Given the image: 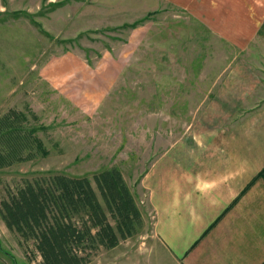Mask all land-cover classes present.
Segmentation results:
<instances>
[{
	"label": "rangeland",
	"instance_id": "1",
	"mask_svg": "<svg viewBox=\"0 0 264 264\" xmlns=\"http://www.w3.org/2000/svg\"><path fill=\"white\" fill-rule=\"evenodd\" d=\"M155 11L134 30L110 29ZM208 38L169 0H0V117L10 109L26 113L48 152L0 171V203L26 181L54 174L89 177L98 192L94 176L118 168L138 197L144 226L90 264L145 260L160 243L140 182L160 152L206 127L204 102L216 79L209 75L219 66L212 58L205 79ZM48 69L61 75L48 79ZM40 262L34 242H21L0 219V264Z\"/></svg>",
	"mask_w": 264,
	"mask_h": 264
},
{
	"label": "crops",
	"instance_id": "2",
	"mask_svg": "<svg viewBox=\"0 0 264 264\" xmlns=\"http://www.w3.org/2000/svg\"><path fill=\"white\" fill-rule=\"evenodd\" d=\"M169 2L209 34L205 79L212 58L219 66L209 75L206 127L188 130L144 172L140 192L160 244L127 264H264V0Z\"/></svg>",
	"mask_w": 264,
	"mask_h": 264
},
{
	"label": "trees",
	"instance_id": "3",
	"mask_svg": "<svg viewBox=\"0 0 264 264\" xmlns=\"http://www.w3.org/2000/svg\"><path fill=\"white\" fill-rule=\"evenodd\" d=\"M153 15L110 29L134 30ZM47 155L26 113L10 109L0 117V171ZM94 182L98 192L89 177L54 174L26 181L2 200L0 219L21 242H34L40 264H90L100 250L116 249L144 226L118 168L97 173Z\"/></svg>",
	"mask_w": 264,
	"mask_h": 264
}]
</instances>
